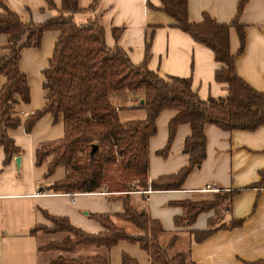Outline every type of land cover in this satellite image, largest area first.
I'll list each match as a JSON object with an SVG mask.
<instances>
[{
    "label": "trees",
    "instance_id": "trees-1",
    "mask_svg": "<svg viewBox=\"0 0 264 264\" xmlns=\"http://www.w3.org/2000/svg\"><path fill=\"white\" fill-rule=\"evenodd\" d=\"M46 1L48 7L53 8L51 1ZM158 1V7L149 2L146 5L172 18L173 27L212 51L214 60L219 63L214 79L228 86L224 97L201 100L192 90L189 78L160 76L148 69V42L143 60L131 63L118 46L105 45L101 14L80 23L72 19V14L80 11L77 0H61L56 15L39 23L22 19L4 0H0V34L6 35L0 50H8L7 54H0V76L5 78L0 87L3 163H8L20 151L8 134L20 124L19 117L11 110L12 104L18 100L26 103L29 99L25 76L18 69L20 49L38 47L43 31L57 30L59 34L52 55L41 72L45 102L23 122V130L28 133L41 115L60 113L62 116L63 136L38 144L35 164H45L44 179L58 167H63L64 175L40 190L49 193L105 192L120 199L123 208L120 213L112 215L89 214L104 228L98 233L84 232L69 224L64 217L45 214L52 223L51 227L40 225L30 233L64 234L58 240L38 246L39 251L57 253L47 264H109L107 250L118 241L137 243L147 253L149 264H193L189 256V235L185 237L180 232L164 231L157 220L150 218L146 205L133 203L131 194L138 193L143 202V192L147 189H179L185 177L204 159L205 125L228 131L253 130L264 123V94L250 88L234 73L233 56L229 52L231 26L237 32L239 50L243 46L242 27L237 23L243 2L237 4L235 17L227 24L217 22L205 11L199 21L189 20L186 0ZM96 4L97 0H92L86 9H93ZM119 31L112 29L114 38ZM112 95L120 99L131 98V103L116 107L110 100ZM124 108L142 109L144 117L120 121L117 109ZM163 109L175 113L167 123L166 145L158 153H165L175 128L187 124L190 133L182 143L186 164L173 174L148 182L147 141L155 133V118ZM92 145L96 148L90 156ZM258 174L264 180V169ZM236 192L218 189L209 201L186 202L183 204L187 210L184 217L190 222L197 213L207 209H214L219 214L223 210L227 212L230 198ZM240 224L239 219H230L226 224L219 223L214 228L191 233L193 239L200 241L214 229ZM82 246L102 248L104 253L67 255ZM121 264L137 262L122 254ZM257 264H264V261Z\"/></svg>",
    "mask_w": 264,
    "mask_h": 264
},
{
    "label": "crops",
    "instance_id": "crops-1",
    "mask_svg": "<svg viewBox=\"0 0 264 264\" xmlns=\"http://www.w3.org/2000/svg\"><path fill=\"white\" fill-rule=\"evenodd\" d=\"M4 1L22 19L36 23L56 15L61 3V0H50L53 8H49L46 0ZM91 1L77 0L80 11L72 14V19L80 23L101 14L106 46H118L131 63L137 64L143 60L148 42V69L160 76L189 78L192 90L201 100L227 94V84L214 79L219 63L214 60L212 51L173 27L172 18L146 5L149 2L158 7V0H97L96 7L88 10ZM240 1L243 5L237 23L243 31L241 50L235 27L231 26L228 33L234 73L250 88L264 94V0H186L188 18L199 21L205 11L217 22L228 24L234 19ZM112 29L120 30L116 38ZM58 34L54 29L45 30L38 47H24L19 52L18 69L25 76L29 99L26 103L18 100L11 109L19 117L20 124L8 134L19 153L4 164L0 147V235L8 239L0 238V264H47L57 255L53 252L45 261H40L41 251L34 239L42 233H30L37 226L49 224L45 214L64 217L84 232L98 233L104 228L89 214L112 215L123 209L120 199L105 192L49 193L40 190L59 179L54 180L51 175L43 178L46 166L35 164V148L63 136L62 116L45 113L36 119L28 133L23 130V122L45 102L41 72L52 55ZM5 41L6 35L0 34V48ZM7 53V49L0 50L2 55ZM4 81L5 78L0 76V87ZM110 100L116 107L131 103V98L120 99L115 95ZM117 113L120 121L144 117V111L138 108L117 109ZM174 113L171 109H163L155 118V133L147 141L148 182L173 174L186 164L182 143L190 133L187 124H179L165 153H158L166 145L167 123ZM203 132L204 159L185 177L179 189L149 190L144 194L143 202L138 193H133L132 201L136 205H146L150 218L157 220L164 231L189 235V256L193 264H257L264 261V180L258 174L264 169V123L253 130L228 131L207 124ZM218 189L237 190L230 198L229 210L219 214L214 209H207L187 222L183 204L209 201ZM230 219H239L241 224L214 229L200 241L193 239L191 232L214 228ZM83 249L76 250L75 255L104 253L102 248L92 246L86 247V251ZM122 254L137 264H149L147 253L137 243L126 241H118L107 250L109 264H121Z\"/></svg>",
    "mask_w": 264,
    "mask_h": 264
},
{
    "label": "rangeland",
    "instance_id": "rangeland-1",
    "mask_svg": "<svg viewBox=\"0 0 264 264\" xmlns=\"http://www.w3.org/2000/svg\"><path fill=\"white\" fill-rule=\"evenodd\" d=\"M131 115V114H129ZM135 115V114H133ZM64 175V169L63 167H58L55 172L51 175V178L52 179H60L62 176ZM52 223H50L49 221V224H43L41 226H45L46 228L47 227H51ZM40 228H43V227H40ZM38 232H41L42 234L38 235L37 237H35V242L37 243V246H41L43 244H45L47 241H50V240H58L60 238H62V236L64 235L63 233H54V234H49V233H44L42 231H38ZM0 238H4L3 241H6L8 240L6 237H4L3 235H0ZM10 240V239H9ZM80 248H84L83 250H85V246H82V247H78L76 250H79ZM76 250L74 251H71V252H68V256H73L76 254ZM86 251V250H85ZM50 254H53L52 251H44L42 253L41 251V254L39 255V260L40 261H45L46 257H48Z\"/></svg>",
    "mask_w": 264,
    "mask_h": 264
},
{
    "label": "water",
    "instance_id": "water-1",
    "mask_svg": "<svg viewBox=\"0 0 264 264\" xmlns=\"http://www.w3.org/2000/svg\"><path fill=\"white\" fill-rule=\"evenodd\" d=\"M141 102V100L139 101ZM96 146L95 145H92L91 148H90V151H89V155L92 156L94 150H95Z\"/></svg>",
    "mask_w": 264,
    "mask_h": 264
},
{
    "label": "built area",
    "instance_id": "built-area-1",
    "mask_svg": "<svg viewBox=\"0 0 264 264\" xmlns=\"http://www.w3.org/2000/svg\"><path fill=\"white\" fill-rule=\"evenodd\" d=\"M148 191H149V190L147 189V190H146V191H144L143 193H144V194H147V193H148Z\"/></svg>",
    "mask_w": 264,
    "mask_h": 264
}]
</instances>
